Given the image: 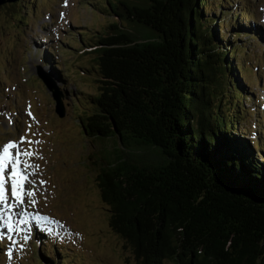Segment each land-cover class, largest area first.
<instances>
[{
    "label": "trees",
    "instance_id": "obj_1",
    "mask_svg": "<svg viewBox=\"0 0 264 264\" xmlns=\"http://www.w3.org/2000/svg\"><path fill=\"white\" fill-rule=\"evenodd\" d=\"M208 1L108 0L116 22L90 47L98 93L79 121L118 146L97 185L137 264H264V134L242 127L255 93L226 2ZM241 24L227 28L258 37Z\"/></svg>",
    "mask_w": 264,
    "mask_h": 264
},
{
    "label": "rangeland",
    "instance_id": "obj_2",
    "mask_svg": "<svg viewBox=\"0 0 264 264\" xmlns=\"http://www.w3.org/2000/svg\"><path fill=\"white\" fill-rule=\"evenodd\" d=\"M20 1L0 6V153L16 143L13 155H33L20 156V170L28 177L23 203L11 197L8 185L9 203L18 212L3 213L15 225L12 231L0 227V264H137L110 229L97 185L98 157L117 156L118 146L114 140L87 138L79 121L88 96L98 93L97 54L90 47L116 22L102 13L108 0ZM218 2H226V38L238 47L244 80L255 93L254 101L244 104L242 126L254 141L257 130L264 134V0ZM216 13L220 18V7ZM232 21L258 37L244 35L248 31L238 26L230 30ZM123 26L132 28L127 22ZM55 93L65 106L63 118L56 112ZM46 248L52 263L43 259Z\"/></svg>",
    "mask_w": 264,
    "mask_h": 264
},
{
    "label": "snow or ice",
    "instance_id": "obj_3",
    "mask_svg": "<svg viewBox=\"0 0 264 264\" xmlns=\"http://www.w3.org/2000/svg\"><path fill=\"white\" fill-rule=\"evenodd\" d=\"M16 143H8L4 146L2 153H0V204H3L5 209H12L15 205L9 203L8 197V185L10 183L11 197L18 203H23V188L28 177L20 170V156L31 157L33 153L17 152L15 155L11 153V149L18 148ZM28 195H35L34 192H29ZM35 203V201H32ZM37 219H44V217H37ZM21 223H27V221H21ZM7 228L13 229L11 222V215H8Z\"/></svg>",
    "mask_w": 264,
    "mask_h": 264
},
{
    "label": "water",
    "instance_id": "obj_4",
    "mask_svg": "<svg viewBox=\"0 0 264 264\" xmlns=\"http://www.w3.org/2000/svg\"><path fill=\"white\" fill-rule=\"evenodd\" d=\"M20 0H0V6H3L5 4L8 3H16ZM45 84L47 85V87H49L50 89L52 88V86L50 84L47 83V81H44ZM51 86V87H50ZM54 100L56 101V112L57 114L60 116V118L65 117V106L63 104V101L61 99V95L58 93H55L53 95Z\"/></svg>",
    "mask_w": 264,
    "mask_h": 264
},
{
    "label": "bare ground",
    "instance_id": "obj_5",
    "mask_svg": "<svg viewBox=\"0 0 264 264\" xmlns=\"http://www.w3.org/2000/svg\"><path fill=\"white\" fill-rule=\"evenodd\" d=\"M11 153H12V150H10ZM8 209H5L4 205L3 204H0V227L2 228L3 231H7L9 230L7 228V224H8V219L6 220L5 219V215L3 214L4 212L6 213ZM11 211H13L15 214L18 212L17 210V206L15 205L12 209H10ZM11 222L13 224V226L15 225V221H14V218L11 217ZM13 230V229H12ZM10 230V231H12ZM6 233V232H5Z\"/></svg>",
    "mask_w": 264,
    "mask_h": 264
}]
</instances>
